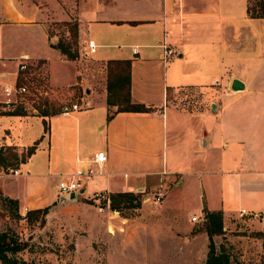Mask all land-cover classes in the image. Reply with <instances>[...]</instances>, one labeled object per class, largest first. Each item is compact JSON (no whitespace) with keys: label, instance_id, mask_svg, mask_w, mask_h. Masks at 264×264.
<instances>
[{"label":"crops","instance_id":"0c3cea01","mask_svg":"<svg viewBox=\"0 0 264 264\" xmlns=\"http://www.w3.org/2000/svg\"><path fill=\"white\" fill-rule=\"evenodd\" d=\"M51 2L56 15L50 14L46 0H0V76L9 72L15 81L17 65L11 61L26 55L45 76L50 92L54 88L68 90L88 101L89 107L67 115L12 113L0 107V193L18 201L21 215L30 209L63 206L72 201L65 197L59 201L56 180L102 151L106 160L101 175L85 180L75 194L74 202L85 211L80 215L74 208L67 213L68 220L87 231L102 232L108 224L115 225V219L110 218H115L116 211L110 213L107 203L99 206L98 196L106 200L109 193L159 190L167 183L168 192L191 183L202 187V179L209 176L217 180L215 195L200 196L198 212L187 221L199 218L204 204L209 210H220L223 219L238 216L244 209V215L255 219L254 227L264 230V226L257 227L264 219V18L247 15L248 0H88L84 18L71 4L63 7L56 0ZM37 10H41V18L36 16ZM47 18L76 21V59H65L51 47L56 36H47ZM34 27L42 34L36 48L24 45L28 36L19 40L8 32V28ZM87 41L93 42V52ZM162 43L174 51L165 61ZM54 51L62 62L76 64L66 85L51 84L43 54ZM111 59L130 61V98L152 111L113 113L115 106L106 105L105 65ZM233 78L240 79L244 88L208 102L209 110L205 99L194 101L189 109L186 103L181 105L167 96L168 91L180 88L229 86ZM247 95L262 99L257 112L245 113L250 104L244 106L247 99L238 98ZM108 109L112 115L106 119ZM167 110L172 123L186 120L184 130L191 142L184 148L186 159L168 153V164ZM200 117L204 121L194 123ZM247 123L250 128L245 127ZM192 143L203 149L222 148L223 157L215 164L219 168H204L205 159L193 162L188 150ZM28 147H32L29 154ZM12 170L18 173L12 174ZM96 183L98 191L92 187ZM182 216L185 221L186 212ZM205 239L203 235L199 244L185 236L182 242L171 241L168 246L180 247V253L186 254L179 264H189L197 253L203 264Z\"/></svg>","mask_w":264,"mask_h":264},{"label":"rangeland","instance_id":"374dc122","mask_svg":"<svg viewBox=\"0 0 264 264\" xmlns=\"http://www.w3.org/2000/svg\"><path fill=\"white\" fill-rule=\"evenodd\" d=\"M56 1L63 7L68 4H71L72 7L75 6L79 17H85L84 13L88 0ZM255 1L249 0L248 4L251 8L254 6ZM46 3L51 11L50 14L56 15L55 3L51 0H46ZM37 11L36 16L41 18V10ZM58 22L60 21L47 18L45 29L52 31L56 39L58 37H68L67 33L58 26ZM8 32L19 37V40L28 36V41L24 44L28 48H36L41 41L42 34L37 27L33 29L8 28ZM57 55L55 51L54 53L43 54L49 64V72L53 80L51 84L53 86L66 85L72 80L76 64L74 62H62ZM11 63L17 65L18 59L12 60ZM40 70H42L41 67ZM225 76L226 74L223 75L222 79ZM5 84H14L12 73L7 72L0 76V100L2 98L1 88ZM230 91L232 90L229 86L219 83L212 84L202 90L180 88L173 92L168 91L167 96L168 99H178L181 105L186 103L184 106H188L189 109L192 107L190 104L194 101L205 99V109L209 110L208 102L222 99L223 95H226L225 92L231 93ZM48 94L51 97H45L44 107L37 109L38 114L42 111L57 113L61 106L79 101L77 96L70 94L65 89L54 88ZM240 97L238 99H247L244 106L247 103L250 104L247 107L248 111L245 113L257 112L264 103V101L261 103L262 99L260 98L249 99L247 98L248 95ZM256 100L258 102L254 103ZM19 109L32 113L29 103H25L24 107ZM169 113L167 110L165 133L167 164L168 153L171 156L176 155L178 159H186L187 151L184 148L188 142V136L184 130L186 120L179 118L172 123ZM201 121H204V119L201 120L200 117L198 120L195 119L194 123H200ZM249 125L250 123H247L245 127L250 128ZM176 130L179 131L176 133ZM188 144H191V142L189 141ZM188 150L192 154L193 162L198 163L205 159L204 168H213L214 171L219 168L215 165L218 158H222L224 154L220 147L214 150L203 149L197 143H192ZM212 178L213 176H209L202 179V187L191 183L179 189H174L172 192H168V183L166 186L158 188L159 190L146 188L143 192L141 190L133 191L142 192L140 205L136 208L121 207L114 213L113 217L115 218H110V220L115 219L114 226L121 227V229L108 224L104 231L95 232L87 231L82 225L72 223L68 220V211L75 208L81 215L85 210L77 202H74L76 198L68 199L65 195V199L72 202H67L63 206L57 205L55 208L49 206L44 213L41 225L38 223L27 225L25 221L26 211L21 215L22 209L20 208L17 214L13 211H5V216L0 215V231L9 228L19 241L26 243L27 248L18 251L15 254L16 257L40 264H179L181 257L185 258L186 254L180 253L182 251L180 247H174V249L168 246V243L171 241H179L180 243L186 236L188 239H193L200 244L199 241L205 235L203 215L193 222L187 221V218L198 212L197 207L200 205V196L204 194L206 198H212L215 195L218 188L217 180ZM92 187L95 188V191L100 189L97 183ZM157 194H159L160 199L158 204L154 205L152 199ZM97 198V204L103 207V198L100 196ZM191 209L193 212L188 211ZM111 211L110 213H113ZM184 211L187 215L185 221L184 216H182L185 213ZM123 218H126V220L121 221ZM254 220L249 215L236 216V214H233L224 217V219L222 216L223 233L213 236V241L216 247H224L233 264H264V230L255 228ZM261 226H264V219L257 222V227ZM256 233H259V235ZM206 243L207 239H205V245ZM200 248L201 245H199L198 251H200ZM201 259V254L197 253L194 259H189L188 263L201 264Z\"/></svg>","mask_w":264,"mask_h":264},{"label":"trees","instance_id":"16d2710c","mask_svg":"<svg viewBox=\"0 0 264 264\" xmlns=\"http://www.w3.org/2000/svg\"><path fill=\"white\" fill-rule=\"evenodd\" d=\"M249 3V0H248ZM247 3L246 13L252 18H264V0H256L254 6L251 8ZM62 31H65L68 37H58L55 43H51V47L56 49L63 58L74 60L77 58V23L74 19L68 21H60L57 23ZM48 37L53 35L52 31L46 30ZM27 69L18 71L16 83L23 81V77L27 76L29 69H37V65L27 64ZM106 105L115 106V112L130 111V112H150L153 109L143 103L132 101L129 93V74H130V61L127 59H111L106 61ZM41 74V73H40ZM43 78V76L41 74ZM46 79V78H45ZM31 100V99H29ZM34 100L33 106L37 109L44 107L45 98L32 99ZM44 102L42 103V101ZM20 107L10 111L12 113H22ZM38 114V113H37ZM46 115L45 111L40 113ZM112 115L108 109L106 119ZM32 147L26 149V153H30ZM143 192V191H142ZM142 192L124 191L113 192L107 196V206L112 211H118L121 207L136 208L140 205ZM91 203V199L84 200ZM104 205L106 201L102 202ZM49 206L42 208L30 209L25 212V221L27 225L38 223L41 225L44 219V213ZM5 211H13L17 214L18 201L14 198L4 196L0 193V215L5 216ZM201 212L204 218V231L207 238L206 253L203 264H233L229 258L228 253L224 250L223 246L216 247L213 236L223 233L222 229V213L220 210H209L202 204ZM259 235V233H256ZM26 243L18 240L12 230L5 229L0 231V263L1 264H40L33 261H24L15 256V254L24 250Z\"/></svg>","mask_w":264,"mask_h":264},{"label":"built area","instance_id":"2783aa9c","mask_svg":"<svg viewBox=\"0 0 264 264\" xmlns=\"http://www.w3.org/2000/svg\"><path fill=\"white\" fill-rule=\"evenodd\" d=\"M87 46L90 52L94 51V44L92 41H87ZM161 58L163 61L167 60L174 54V51L166 46L164 43L161 44ZM28 58L26 55L19 57L17 68L15 71L14 84H5L1 88L2 98L0 100V107L3 110H14L17 107H24L25 103H29L31 112L37 114V108L33 106L34 100L45 98L49 93V88L46 79L43 78L37 69H29L27 76L23 77V81L16 83L17 72L27 69ZM31 99V100H29ZM89 107V102L84 99H79L78 102L71 103L69 105H63L60 107L59 114L67 115L73 111L84 110ZM106 160L105 154L102 151H96L93 155L84 161V166L77 167L71 173L59 177L55 182V188L58 195L64 197L68 196L69 193L77 194L85 180L101 175L104 162ZM17 170H12V174H17ZM159 194L152 199V203L157 205L159 202ZM106 203L108 199L105 200ZM246 211L244 209L239 210V215H244ZM23 215V214H22ZM191 221H196V217L190 218Z\"/></svg>","mask_w":264,"mask_h":264},{"label":"water","instance_id":"95a60500","mask_svg":"<svg viewBox=\"0 0 264 264\" xmlns=\"http://www.w3.org/2000/svg\"><path fill=\"white\" fill-rule=\"evenodd\" d=\"M229 88L230 90L232 91H238V90H242L244 88V83L238 79V78H233L231 81H230V84H229ZM75 194L74 193H69L68 194V199H74L75 198ZM63 199L62 196L59 197V201H61Z\"/></svg>","mask_w":264,"mask_h":264}]
</instances>
